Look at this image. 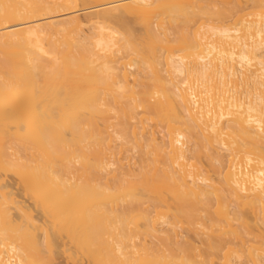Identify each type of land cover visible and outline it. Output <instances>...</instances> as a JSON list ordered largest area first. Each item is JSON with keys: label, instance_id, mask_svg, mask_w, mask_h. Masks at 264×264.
<instances>
[{"label": "bare ground", "instance_id": "1", "mask_svg": "<svg viewBox=\"0 0 264 264\" xmlns=\"http://www.w3.org/2000/svg\"><path fill=\"white\" fill-rule=\"evenodd\" d=\"M251 1L0 0V264L263 263Z\"/></svg>", "mask_w": 264, "mask_h": 264}, {"label": "rangeland", "instance_id": "2", "mask_svg": "<svg viewBox=\"0 0 264 264\" xmlns=\"http://www.w3.org/2000/svg\"><path fill=\"white\" fill-rule=\"evenodd\" d=\"M241 4H242L244 7H246V6H250V5L252 4V1H251V0H249V1L242 0ZM207 7H208L209 9H213V10L216 9V7H213V6H207ZM252 11H255V9L252 8V7H249V8H247V9L245 10V12H252ZM192 15H193V19H194L193 22H194L196 25L201 24V25L204 27L203 30L206 29V27H207L208 25H210V24L213 23V21L211 20V18L206 14V10H205V9H196V10L192 13ZM245 18H246L248 21H251V20H254V19L259 20V19L256 18L255 16H251V15H248V16H246ZM87 33H88L87 31L84 32V34H87ZM260 37L264 39V33H262V34L260 35ZM239 91H240V90H239ZM237 93H238V92H237ZM123 155H124V157H125V155L127 156V155H129V154H125V153H124ZM128 162H129V165H130V166H131V164H132V166H134L133 163H132L133 161H128V160L126 161V160H123V161H122V164H123V168H124V169L127 168V166H128ZM111 168H112L111 166H108V167L106 168V170L109 171V170H111ZM3 185H4V189L7 190V191H9V192H11V193L14 195L15 199H16V200H17V201H18V202H19V203L25 208V210L30 211V212L32 213V216H33L35 222H36L37 224H40V223L42 222V220H43L41 214H40L39 212L35 211V210L33 209V207H32V204L22 196V194H21V192H20L18 186L14 183V181H13L10 177H8V178H6V179L3 180ZM11 213H12V215H13L14 220H18V218H19V216H20V213H19L17 210H15V209H11ZM42 237H43V234H42V233H40V232L37 233V238H38L39 240H41ZM134 242H135L136 244H139V240H138V239H134ZM145 243H146V244H149V241L147 240ZM132 250L136 252L137 250H139V246L134 247ZM54 255H55V263H54V264H70V263L64 258V256H63L62 254H60L59 252L55 251V252H54ZM134 256H135V254H134ZM262 261H263L262 264H264V258H262ZM83 264H88V263H87V262H83Z\"/></svg>", "mask_w": 264, "mask_h": 264}]
</instances>
